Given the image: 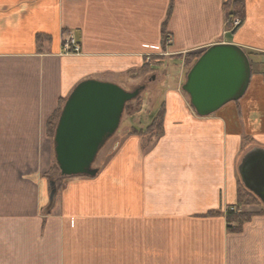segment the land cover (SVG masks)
Wrapping results in <instances>:
<instances>
[{
    "label": "crops",
    "instance_id": "1",
    "mask_svg": "<svg viewBox=\"0 0 264 264\" xmlns=\"http://www.w3.org/2000/svg\"><path fill=\"white\" fill-rule=\"evenodd\" d=\"M227 1L0 0V264H264V202L240 173L264 150V0H245L232 32ZM66 33L79 54L62 52ZM219 43L246 51L252 78L200 116L183 85ZM140 70L159 86L151 122L127 124L96 176L60 185L59 107L85 80L136 88ZM162 109L163 133L141 134ZM240 204L252 216L231 231L226 210Z\"/></svg>",
    "mask_w": 264,
    "mask_h": 264
},
{
    "label": "water",
    "instance_id": "2",
    "mask_svg": "<svg viewBox=\"0 0 264 264\" xmlns=\"http://www.w3.org/2000/svg\"><path fill=\"white\" fill-rule=\"evenodd\" d=\"M252 76L245 51L231 43L208 47L187 75L183 90L200 116L217 112L239 100ZM145 86L126 91L98 80L79 83L68 97L54 135V152L62 176H95L96 157L120 126L126 104L139 97ZM242 180L264 202V150L250 151L240 166Z\"/></svg>",
    "mask_w": 264,
    "mask_h": 264
},
{
    "label": "rangeland",
    "instance_id": "3",
    "mask_svg": "<svg viewBox=\"0 0 264 264\" xmlns=\"http://www.w3.org/2000/svg\"><path fill=\"white\" fill-rule=\"evenodd\" d=\"M166 64L167 63H164V65H166ZM152 68L154 70L156 69V71H159L160 73H162L163 67L153 65ZM257 71H258V69L254 68L255 74L257 73ZM138 74L141 78L139 79L140 83L136 82V83H139L136 87H138L139 85L146 84V88L141 92L138 99H135V100L130 101L128 103V105H132V106H130L131 108L127 106L128 107L127 113H125L123 115V119L121 122L120 129L117 131L115 136H113L105 144V146L100 150L96 161L93 163V167L101 166L102 163L104 164V162H102V159L105 158L107 152L113 148V143L115 141H117V139L121 140L123 138V137H121L120 132L123 131L124 127H126L127 124L130 126H134V127H140L142 125V123L147 125L151 122L153 116H155L156 112L159 109L160 100L157 97V94L156 95L154 94L155 89H158L159 86H157L156 83H154V81H149L150 77L144 76V75H148L149 73L144 74L142 77L143 71L140 70V71H138ZM130 80H132L131 77H130ZM119 86L122 87L123 89H125L126 91L132 90V89H130V86H128V84H126L124 86L123 85H119ZM138 109H140V111ZM142 109H144V110L142 111ZM129 110H131V112H129ZM51 177L52 178H58V180L61 182L60 185H62L63 181L64 182L67 181V178H64L61 176L59 169L51 172ZM248 211L249 210H247V212Z\"/></svg>",
    "mask_w": 264,
    "mask_h": 264
},
{
    "label": "trees",
    "instance_id": "4",
    "mask_svg": "<svg viewBox=\"0 0 264 264\" xmlns=\"http://www.w3.org/2000/svg\"><path fill=\"white\" fill-rule=\"evenodd\" d=\"M244 4H245V0H228L224 6L227 10V14L226 16H232L234 18H244ZM149 71V68L145 67L144 68V72ZM65 101L62 103V105L59 107V109L57 110L55 116L53 117V119L49 122V127L50 130L52 132H54L55 127H56V123L58 121L62 106L64 105ZM132 105H128V107H130ZM127 107V108H128ZM131 108V107H130ZM140 111V109H138ZM138 111V112H139ZM129 112H131V110H129ZM163 114L164 111L163 109L160 110V112L158 113V115L155 117L154 121L148 126V128L145 131H141V134H146L149 135L151 139L155 138L156 136H160L163 133ZM135 133H137L135 131ZM58 170V167L54 161L53 167H52V172ZM240 202L244 205H250V204H254V199H246L245 195L240 193ZM242 205H237L236 206V210H228L226 212V217H227V221L231 222V221H238L239 225L238 227H236V229H232L231 227L230 230L231 231H239L243 225L244 222H246L247 220L250 219V217L252 216L251 212H247V211H241L240 207ZM211 214H216V213H211Z\"/></svg>",
    "mask_w": 264,
    "mask_h": 264
},
{
    "label": "built area",
    "instance_id": "5",
    "mask_svg": "<svg viewBox=\"0 0 264 264\" xmlns=\"http://www.w3.org/2000/svg\"><path fill=\"white\" fill-rule=\"evenodd\" d=\"M234 23H235V25H238L240 23V21H234ZM62 49L66 53H72V52L76 53V52H79V50H80V48L77 45L76 40L72 34L66 36V38L64 39V42H63V48Z\"/></svg>",
    "mask_w": 264,
    "mask_h": 264
}]
</instances>
